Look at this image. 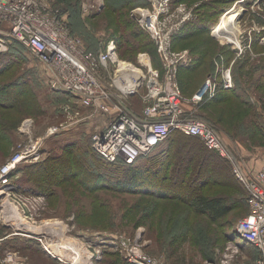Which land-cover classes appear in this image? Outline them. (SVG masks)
I'll return each instance as SVG.
<instances>
[{
    "label": "rangeland",
    "instance_id": "obj_1",
    "mask_svg": "<svg viewBox=\"0 0 264 264\" xmlns=\"http://www.w3.org/2000/svg\"><path fill=\"white\" fill-rule=\"evenodd\" d=\"M205 2L207 5L203 7ZM92 3L94 8L85 12L83 5ZM97 3L102 7L98 9ZM175 3L184 4L193 14L199 8L218 12L222 7L213 27L221 23L220 15L225 10L233 6L240 8V12L235 10L240 15L239 54L235 44L218 35V29L215 33L219 38L210 36V32L196 34L179 44L175 51H188L191 58L192 50L204 54L192 77L201 84L217 66L224 64L230 69L233 89L239 97L232 94L222 103L206 108L201 104L191 107L188 100L192 93L187 89L183 93L187 99L184 106L195 108L194 115L207 123L234 155L235 167L253 178L264 165V0H176ZM46 5L64 10L70 33L90 51L99 50L110 36L118 37L120 21L125 17L131 19L130 8H120L116 0H46ZM139 5L150 7L147 0H140L135 6ZM2 31L0 167L11 161L23 146L41 138L47 128L67 125V129L44 141L40 156L18 164L16 168H21V172L13 170L11 184L25 195L13 191L11 197L0 195V264H15V259L6 258L8 253L16 254V264H129L123 251L101 243L102 238L108 239L105 236L122 238L129 249L138 248L159 264H206L222 256L228 242L235 237L237 223L249 213L243 199L247 190L230 175L233 165L225 167L201 141L182 139L180 142H186L184 149L190 153L179 157L172 166L171 160L164 168L166 177L158 174L161 162L154 161L158 156H145L137 160L134 167L140 169L132 173L146 187L125 188L131 174L123 170L126 166L105 165L91 150L90 136L103 129L105 117L78 105L69 93L53 90L51 70L9 37L5 29ZM138 54L139 51L125 46L117 50L118 56H125L119 57L120 60L135 61ZM183 76L189 85L193 82L187 72ZM129 103L134 111H141L139 95ZM89 113L93 114L91 119L74 123ZM167 147L168 142L152 153L159 154ZM47 158L50 161L46 163ZM251 162L260 163L256 171L248 168ZM50 166L52 171L47 169ZM170 167L172 170L167 171ZM25 175L30 179L44 178L50 184L46 188L39 180L29 190ZM199 177L202 179L197 182ZM158 186L165 192L156 193ZM195 188L204 195L223 196L228 201L229 213L214 220L207 213L198 212L192 204ZM105 247H108L106 252ZM244 249L243 259L237 264H248L258 257L257 251Z\"/></svg>",
    "mask_w": 264,
    "mask_h": 264
},
{
    "label": "built area",
    "instance_id": "obj_2",
    "mask_svg": "<svg viewBox=\"0 0 264 264\" xmlns=\"http://www.w3.org/2000/svg\"><path fill=\"white\" fill-rule=\"evenodd\" d=\"M147 1L150 7L135 6L130 16L152 40L160 69L153 67L146 52H140L136 62L120 60L114 38L105 39L97 51L87 50L83 42L70 33L65 17L48 7L46 0H0V42L5 29L9 37L51 70L53 90L69 93L78 105L105 117L103 129L90 136L93 152L105 163L132 164L164 144L174 131L197 137L206 149L230 162L234 177L247 190L249 213L237 223L235 237L228 242L223 255L206 264H237L243 259L245 247L258 253L249 264H264V165L253 178L243 174L235 167L234 155L225 148L214 130L194 115L195 108H191L214 99L219 92L233 89L230 69L224 64L217 66L188 100L191 107L186 109L187 99L183 98L178 72L180 68L189 67L192 58L188 51L173 50L172 39L186 23L195 20L196 15L187 11L182 3L173 4L176 0ZM94 5L84 4L83 10H92ZM96 5L98 9L102 7L100 3ZM217 26L210 30L214 38H219L214 30ZM235 47L239 54V43ZM2 48L0 45V50ZM138 95L143 104L140 112L134 111L129 103ZM92 117L89 113L78 117L74 123ZM65 129L67 125L47 128L41 138L23 146L11 161L0 167V191L3 192L0 195L11 197L10 191L25 195L11 184L15 165L35 159L44 141ZM105 237L108 239L102 238L101 243L123 251L127 262L159 264L138 248L131 246L129 249L122 238ZM16 257L15 253L6 255L7 259H15V264Z\"/></svg>",
    "mask_w": 264,
    "mask_h": 264
},
{
    "label": "trees",
    "instance_id": "obj_3",
    "mask_svg": "<svg viewBox=\"0 0 264 264\" xmlns=\"http://www.w3.org/2000/svg\"><path fill=\"white\" fill-rule=\"evenodd\" d=\"M116 2H118L120 4V8L126 6V7L130 8V10L132 9L131 8L132 6L135 7V5L140 4V0H116ZM104 5H106V4H104ZM144 5H146V4H144ZM205 5H207L206 2L203 3V7ZM208 5H209V3H208ZM225 5H226V3L222 4L223 8H224ZM214 6L215 5H213V7ZM53 9L58 10V12L61 15H63L65 17V19H66L67 14L65 12H63L64 11L63 9L57 8V7H54ZM221 9H222V7L219 8L218 12L217 11L216 12H210L209 11L210 13L209 12H204V10H202L200 8H199V10L197 9L198 11L195 12V13H197V14H195L196 15V19L193 20V21H190V22L186 23V25L173 36V39H172V49L175 50V48L179 44H181L183 41L191 38V36H193V35L200 34V33H204L206 35H209V32H210L211 28L215 25L214 23H215V21H216V19L218 17L219 11H221ZM213 10H215V9H213ZM74 12H75V10H74ZM120 13H122V12H120ZM130 18H131V16H130ZM66 22H67V25H68L69 30H70L71 29V26H70L69 22L67 21V19H66ZM123 27H125V30L123 29ZM119 28H121V29L117 33L118 34V37L116 36V34L114 36H110L109 37V38H114L115 39L116 50H118V48L120 50L121 48H123L125 46V48L137 50V51H139V53L140 52H146V53L149 54V56L151 58V62H152L153 67L154 68H157V69H160L161 68V65H160V62H159V59H158L156 50H155V46H154L152 40L150 39L149 35L145 31H143L139 27V25L132 18L129 19L128 17L127 18L125 17V19L121 20L120 23H119ZM138 39H140L141 42L138 41ZM135 41H137V42H135ZM134 53L135 52H133L132 55H134ZM190 53H191V55L193 57L192 58L193 59V62H192V65H190V68L187 69L186 71H187V74L189 75V78H192L194 75H196L197 72H194V71H196L197 68L201 65L202 62H201V59L200 58L204 54H201V52H199L197 50L196 51L195 50H192V52H190ZM118 57L122 58V57H125V56L119 55ZM130 60H132V59H130ZM134 60L135 61L132 60L131 62H136V59H134ZM6 67H10V66L7 65ZM183 68H185V67H183ZM183 68H180L179 69V72H178V81H179V85H180V89L182 91V94L184 93L185 89L186 90L188 89V85H189L188 81L187 80L185 81L186 76L185 77L183 76L186 73V72H183V70H182ZM212 72L213 71H211L210 73H208L206 75V77L209 74H211ZM192 79H196V77H194ZM189 80H191V79H189ZM231 90L219 92L215 96L214 99L209 100V101L201 104V106H203V108H204L205 106L208 107V106H211V105H215L217 103L225 102V99L227 97H229L230 95L232 96V94L235 95L234 89L232 91ZM235 96H238L239 97V95H237V94ZM20 97L22 98V96H20ZM260 132H263V130L261 128H260ZM182 139H185L184 141H186V142H188V141H192V142H194V141L195 142L196 141H200L197 137L185 136V135L181 134L180 132L174 131V132L171 133V135L169 136L168 140L165 142V143L168 142V147L165 148L166 150L164 149V151L160 152L159 154L158 153L155 154V153H152V152H154V150H155L154 149L152 152H150L149 154L146 155V157L147 156L149 157L150 155L153 156V157H154V155H157L158 156V158H155V159L154 158H151V159H154V161L158 160L159 162H161V166L159 165V173L158 174L162 173L163 174V177H166V175L164 176V171H165L164 168H166V165L171 160H172V163H171V166H172V164L175 163L176 161H178V159H180L183 156L185 157L188 153H190V152H186V150L184 149V146H185V143L186 142L182 144L180 142ZM186 139H188V140H186ZM91 150H92V148H91ZM206 150L209 153H211L212 155H214L222 164H224V165L226 164L225 167H228V165L230 166V164L228 163V161H226L223 158H220L218 154H216V153H214L212 151H209L208 149H206ZM143 157H145V156H142L140 158H143ZM97 158L100 160L101 163H103L105 165H112V166H115V167H125L126 166L123 170H126L128 172L130 171L131 174L129 176L130 177V180L128 182H126V184L124 185L125 188L132 189V187L137 186V187H134V188H139V187L141 188V187H143V189H144V186L145 185L144 184H139V182L136 181V179H135V175L136 174L135 173H132L133 171H138L140 169V168H135L134 167V165L136 164L137 160H139L140 158H138L137 160H135L132 164H125L122 161H117V162H115L113 164H108V163H105L104 161H102L98 156H97ZM210 158H212V157L210 156ZM52 159H53V156H52ZM48 161H50V158H47L46 159V163ZM41 166L44 167L45 165L42 164ZM37 167H38V165L35 168H37ZM20 169H19V167L16 168V171H17L16 173L21 172L22 170H20ZM32 169H34V166L31 167V170ZM47 169H48V171H52V167L51 166H50V168H47ZM171 170H172L171 167H170V170L167 169V171H171ZM26 171L29 172V170H26ZM13 175L14 174H11L10 177L12 178ZM230 175H231V177L237 183H239L236 180V178L234 177L232 171H231ZM137 176L138 175H136V177ZM29 177H30L29 175H28V177H26V175H25V178H27L26 181L29 184V186H27L29 190L31 189V187H33L34 185H36L35 183H38L39 180H42V184H44L46 188H47L48 184H50V182L45 183L43 181L44 178H41V179L39 178L38 179L37 177L33 176L30 179ZM201 179L202 178L199 177L197 182L201 181ZM240 184L241 183H239V185ZM108 186H110V185H108ZM114 186H116V185H113V186H110V187H114ZM147 186H149V185H147ZM157 188H159V189L156 190ZM195 189H196V194H193V202H192V204H193V206L196 208V210L198 212H200V213H207L214 220L221 219V218L225 217L229 213V208H228V205H227L228 201H226V199L223 196L222 197L221 196H208V195H204L203 193H201L200 190H197V188H195ZM155 190L154 191L156 193H159V194L162 193L163 191L165 192L164 188L161 187V186L155 187ZM242 190H243V193L245 194V190L244 189H242ZM19 191H21V190H19ZM51 191H53V189ZM125 191H128V190H125ZM166 192H168V191H166ZM243 199L245 201V204L247 205V202H246L247 194H245V196H244ZM4 246H5V244H4ZM27 247H29V244L27 245ZM14 248H15V246H14ZM247 249H250V250H253L254 251V249L253 248H250V247H247ZM1 250H2V248L0 247V252H1ZM13 250H17V249H13ZM106 250H108V247H105L104 252H106ZM243 250H245V249H243ZM210 260H212V259H210ZM127 263H129V262H127ZM129 264H131V263H129Z\"/></svg>",
    "mask_w": 264,
    "mask_h": 264
},
{
    "label": "bare ground",
    "instance_id": "obj_4",
    "mask_svg": "<svg viewBox=\"0 0 264 264\" xmlns=\"http://www.w3.org/2000/svg\"><path fill=\"white\" fill-rule=\"evenodd\" d=\"M235 10L240 12V8L235 9V6L231 7L229 10H226L222 14V18H221V21H220L221 23L218 24L216 29H218V31H219L218 35L220 34L222 37H225L228 41L230 40L231 42H229V43H233V44H235L237 46L238 43H239V40H237V38H238V31L237 30H238V19H239L240 15H237V12ZM216 29H214V30H216ZM17 165H15V167ZM0 194H3V192L0 191ZM5 207H6V205H4V209H5ZM9 209L13 210L10 207H9Z\"/></svg>",
    "mask_w": 264,
    "mask_h": 264
},
{
    "label": "crops",
    "instance_id": "obj_5",
    "mask_svg": "<svg viewBox=\"0 0 264 264\" xmlns=\"http://www.w3.org/2000/svg\"><path fill=\"white\" fill-rule=\"evenodd\" d=\"M180 31V30H179ZM210 36H211V34H210ZM193 62V61H192ZM192 65V64H191ZM190 68V66L189 67H186V68H183L182 70H183V72H187L186 70L187 69H189ZM193 80V82H191V84L190 85H188V92H190V93H194L195 92V90H197L198 88H199V86H200V84L201 83H199V82H197V78L196 79H192ZM186 90V89H185ZM185 94V93H184ZM214 104V103H213ZM186 109H188V108H186ZM224 143V142H223ZM259 166H260V163L259 162H251V164L248 166V168H250V167H252L253 168V170H257L258 168H259ZM248 168H246V170H248L249 171V169ZM250 172V171H249Z\"/></svg>",
    "mask_w": 264,
    "mask_h": 264
}]
</instances>
